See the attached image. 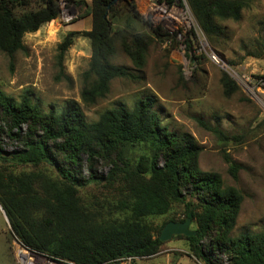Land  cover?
Segmentation results:
<instances>
[{
	"label": "trees",
	"instance_id": "trees-1",
	"mask_svg": "<svg viewBox=\"0 0 264 264\" xmlns=\"http://www.w3.org/2000/svg\"><path fill=\"white\" fill-rule=\"evenodd\" d=\"M126 1L131 13L118 28L108 15L114 0L91 2L92 27L82 32L92 50L81 89L86 105L104 97L113 79L130 77L127 66L112 62L118 41L132 61L142 65L150 36L137 31L142 17ZM187 2L210 42L222 35L219 20L240 19L245 4L243 0ZM115 11L112 8L113 17ZM58 15L55 0H0V51L14 57L26 49V32L38 30ZM155 31L161 37L166 35L161 27ZM77 33L67 34L59 44L61 53ZM187 42L194 50L192 39ZM193 58L201 63L198 55ZM220 82L227 97L239 89L227 72ZM198 121L221 134L202 119ZM140 144L149 152L135 160L128 157L126 149ZM201 151L192 134L163 124L155 99L148 95L132 108L119 104L89 122L75 100L68 101L60 113L44 112L29 94L16 100L0 86V204L11 233L56 258L79 264H120L128 257H153L161 250L162 230L154 235L145 219L167 214L180 202L186 205V218L197 220L198 229L196 235L174 236L187 240L190 254L197 260L204 264H264V226L257 232L233 234L244 196L238 188L225 185L220 173L201 168ZM226 160L230 174L237 178L240 165L229 156ZM43 163L51 164L60 179L44 171H9V166L36 168ZM107 169L110 183L120 180L123 197L115 208L123 215L97 219L85 211L78 193L87 183L103 179L99 171ZM190 192L199 199L202 210L195 212L186 201Z\"/></svg>",
	"mask_w": 264,
	"mask_h": 264
},
{
	"label": "rangeland",
	"instance_id": "rangeland-1",
	"mask_svg": "<svg viewBox=\"0 0 264 264\" xmlns=\"http://www.w3.org/2000/svg\"><path fill=\"white\" fill-rule=\"evenodd\" d=\"M55 1L58 17L45 22L34 32H26L23 36L25 50L16 52L14 57L0 51L1 88L16 100L29 94L44 112L60 113L68 101L75 100L82 106L89 122L98 120L105 110L119 104L132 108L140 98L153 97L163 124L170 130L192 134L202 146L201 168L220 173L225 185L242 192L244 200L233 234L260 231L264 226V93L248 91L223 65L239 73H264V0H243L240 19H220L222 35L214 42H210L200 29L187 0L184 1L190 13L186 15L189 25L183 37H174L162 24L155 25L150 15H141L128 0L142 17L137 31L150 36L142 65L139 67L134 63L118 41L112 62L127 66L130 77L113 79L106 95L91 105L83 102L81 89L92 52L89 38L82 34L92 27V0ZM31 6L35 7L33 3ZM112 8L116 9L115 17ZM130 13L126 0H114L108 10L114 28L123 27ZM144 21L150 22L151 26H146ZM155 27H161L160 32L166 35L159 36ZM72 31L78 33L73 36L68 49L61 53L59 44ZM190 37L194 50L188 46ZM209 49L218 54L220 63L209 58L206 53ZM194 55L200 57L201 63L194 62ZM224 72L239 87L230 97L225 96L220 82ZM199 119L216 127L221 134L207 130ZM126 151L127 156L135 160L148 153L149 148L142 144L132 145ZM226 156L240 165L237 178L230 174ZM30 170L44 171L60 179L48 163L36 168L9 166V171L15 174ZM99 172L103 179L79 188L81 205L97 219L121 217L123 212L115 208L123 197L120 180L110 183L108 169ZM186 201L192 204L195 212L202 210L201 202L192 192L187 194ZM186 210L184 203L175 202L167 214L149 216L145 221L152 233L158 235L172 218L186 219ZM191 228L198 229L196 219L192 220ZM8 251L11 258H7L6 264H16L13 253L9 248ZM138 263L204 264L190 254L187 240L178 236L163 242L157 255L130 261V264Z\"/></svg>",
	"mask_w": 264,
	"mask_h": 264
},
{
	"label": "built area",
	"instance_id": "built-area-1",
	"mask_svg": "<svg viewBox=\"0 0 264 264\" xmlns=\"http://www.w3.org/2000/svg\"><path fill=\"white\" fill-rule=\"evenodd\" d=\"M130 1L134 3L136 9L141 15L146 17L150 15L155 25L162 24L166 30L174 35V37H183L184 34H187L186 27L189 25V22L186 15H190V13L188 8H186L187 5L184 0ZM206 53L211 60L220 63L219 56L213 49H209ZM230 74L233 75L248 91L252 93H264V73L251 75L239 73L235 69H230ZM258 89L260 91H258ZM11 250L16 264H79L74 261L56 258L33 249L26 245L14 233H11ZM133 259H139V257H128L127 259H124V261L130 262Z\"/></svg>",
	"mask_w": 264,
	"mask_h": 264
},
{
	"label": "crops",
	"instance_id": "crops-1",
	"mask_svg": "<svg viewBox=\"0 0 264 264\" xmlns=\"http://www.w3.org/2000/svg\"><path fill=\"white\" fill-rule=\"evenodd\" d=\"M10 242L11 225L2 205L0 204V264H6L5 261H7V258H11L8 251L9 248V250L12 252ZM120 264H130V262L122 261Z\"/></svg>",
	"mask_w": 264,
	"mask_h": 264
},
{
	"label": "water",
	"instance_id": "water-1",
	"mask_svg": "<svg viewBox=\"0 0 264 264\" xmlns=\"http://www.w3.org/2000/svg\"><path fill=\"white\" fill-rule=\"evenodd\" d=\"M9 220V219H8ZM192 219L186 218L184 221H168L160 234L161 241L165 242L170 240L174 235L192 236L196 235L197 231L191 228Z\"/></svg>",
	"mask_w": 264,
	"mask_h": 264
},
{
	"label": "bare ground",
	"instance_id": "bare-ground-1",
	"mask_svg": "<svg viewBox=\"0 0 264 264\" xmlns=\"http://www.w3.org/2000/svg\"><path fill=\"white\" fill-rule=\"evenodd\" d=\"M223 68L226 69V70H230L229 66L226 65V64L223 65Z\"/></svg>",
	"mask_w": 264,
	"mask_h": 264
}]
</instances>
